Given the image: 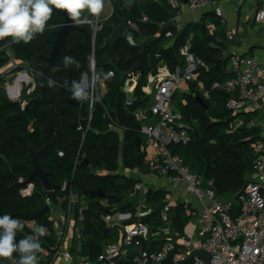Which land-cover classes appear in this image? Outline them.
<instances>
[{
  "label": "trees",
  "instance_id": "16d2710c",
  "mask_svg": "<svg viewBox=\"0 0 264 264\" xmlns=\"http://www.w3.org/2000/svg\"><path fill=\"white\" fill-rule=\"evenodd\" d=\"M108 1L112 13L103 20L95 37V73L104 78L112 71L113 77L104 79V93L94 104L89 122V102L69 101L72 98L71 81L81 80L88 72V56L92 53V47L81 32H70L65 38L67 53L61 50L52 66L41 57L50 55L55 38L53 31L63 23V18L55 11L48 22L53 27H46L32 41L0 40V73L12 59L20 65L16 71L23 69L21 65L31 68L28 72L33 81L26 87L31 91L27 93L25 89L24 101L22 96L21 101H15L6 96L2 87L4 80L0 77V214L10 213L20 218L24 228L17 239L29 234L40 239L39 264H48L51 260L57 238L49 217L53 206L67 210L70 190L74 202H85L81 212V206L73 210V223L80 232L79 238L76 233L74 235L80 242L78 250L73 246L70 248L73 256L86 257L98 264L96 261L103 245L117 241L116 229L106 228L102 217L114 211L133 214L136 210L137 199L130 198L129 194L137 179L133 175L120 174L119 170L144 169V154L139 145L143 142L139 133L141 123L136 120L135 113L148 107L151 99L144 95L142 87L146 85L148 75L156 72L159 61L171 70L182 64L179 48L187 39L190 38V51L202 64L196 79L186 83L188 90L176 92L173 101L188 125L192 139L187 145L171 147V152L180 156L203 181H211L217 196L222 198L244 186L253 157L252 145L260 138V127L249 126L242 111L226 109L225 103L232 94L212 89L214 82L222 84L233 76L226 72L228 58L223 56V42L217 41L216 34H210L207 27L208 22L220 24L213 11L203 15L199 22H190L175 30L170 20L176 10L168 0ZM118 17L130 21L134 28L129 27L120 40L104 46L103 40L111 32L109 24L117 23ZM82 25L90 31L89 25ZM168 30L173 34L170 38L165 36ZM127 34L135 45L127 41ZM139 53H143V63L136 70ZM66 54L75 57L79 67L64 66ZM132 74L138 75L137 84L131 102L126 103L128 97L122 88L125 78ZM50 77L55 81L52 86L48 85ZM199 82L209 92L208 98L199 90ZM196 95L203 100L206 110ZM240 117L244 118V124L231 129L230 123ZM113 124L119 127L118 131L112 128ZM30 125L32 130L29 131ZM30 146L37 150V162L50 182L57 187L66 184V189L47 192L37 178L29 179L32 170ZM83 157L89 162L88 166L79 165ZM29 183L34 185L33 193L24 197L20 190ZM96 190H101L103 196L90 194ZM165 195L164 190L149 189L145 200L151 213L142 218V222L147 225L150 235L147 240L139 239L138 244L132 245L117 264H136L134 257L140 250L158 251L162 247L164 239L153 234L163 225L161 212L166 203ZM46 199L50 205L46 204ZM184 207L183 203H178L168 212V226L174 240L183 234L188 220ZM39 225L46 229L43 235L35 231ZM44 251L49 254L44 255ZM3 264H17V259L3 258Z\"/></svg>",
  "mask_w": 264,
  "mask_h": 264
},
{
  "label": "built area",
  "instance_id": "2783aa9c",
  "mask_svg": "<svg viewBox=\"0 0 264 264\" xmlns=\"http://www.w3.org/2000/svg\"><path fill=\"white\" fill-rule=\"evenodd\" d=\"M168 2L176 10L175 16L170 20L172 27L180 30L184 25L180 20L183 14H191L196 10L211 7L219 17L222 16L219 3L234 2L241 6L245 0H187L186 3L168 0ZM253 18L257 25L264 26V0L262 7L255 10ZM102 22L103 20L97 16L91 17L89 23H86L90 27L93 42L102 28ZM127 25L128 28H134L130 21H127ZM161 25H164V22H161ZM233 34L231 30L226 31V39H232ZM172 35L171 30L165 33L169 38ZM126 39L131 45H135L129 34ZM190 47L189 38L179 48L182 64L173 70L159 61L156 72L148 75L147 83L142 87L144 95L150 97L153 104L148 109L135 113L136 120L141 123L139 133L143 138V142L139 143L140 152L146 155L147 150L150 149L153 154L145 159L146 174L140 168L133 170L123 168L126 175H136L137 181L129 194L130 198L137 199L136 210L133 214L117 211L102 217L106 227L120 228L123 233L116 242L103 245L96 261L98 264H117V260L125 256L132 245L138 244L139 239H148L149 229L142 222V218L151 213V208L146 205L145 200V195L149 191L146 185L147 177H160L173 189L183 187L198 202V208L187 209V215L196 221L197 228L195 237L191 241L185 233L176 234V241L173 239V233L168 226V212L175 203V195H166V203L161 212L163 225L153 234L164 239L163 245L158 251L140 250L134 257L136 264H205L202 259L191 256L194 249H204L209 254V264H264V102L260 107L262 114V122L259 125L260 138L252 145L253 157L245 184L227 198H220L214 191L211 181H203L200 175L192 172L183 163L180 156L170 150L173 146L187 145L192 139L181 112L172 111L170 108L173 95L182 89L183 84L196 79L198 68L202 64L190 51ZM228 61L233 77L222 84L214 82L212 89H222L232 94L225 103L227 110L243 111L248 104L264 96V67L261 66L260 58L256 54L242 55L231 51L228 54ZM87 67L88 72L82 75L80 81L90 92L89 97L84 99L89 102V122L93 106L99 102V95L103 94L104 79L113 77V72H108L104 78L96 74L93 53L88 56ZM137 79L138 75L132 74L124 80L122 89L128 97L126 103L131 102L130 97L136 87ZM237 119L233 122L234 128L230 126L231 129L244 124L242 119ZM248 125L254 126L251 121ZM112 128L119 130L114 124ZM66 188L64 184L63 190ZM33 189L34 185L29 183L20 190V194L24 197L29 196L33 193ZM67 197L69 206L66 210V220L63 221L64 229L59 232L57 244L48 264H53L59 257L68 261L71 248L68 247L70 233L73 234L72 236L76 233L78 238L80 237L79 228L73 223V209L70 207L73 198L71 190L68 191ZM46 204L50 205L49 199H46ZM52 213L53 211L49 219L55 230L58 222ZM177 244L181 245V248H177Z\"/></svg>",
  "mask_w": 264,
  "mask_h": 264
},
{
  "label": "clouds",
  "instance_id": "9594fccd",
  "mask_svg": "<svg viewBox=\"0 0 264 264\" xmlns=\"http://www.w3.org/2000/svg\"><path fill=\"white\" fill-rule=\"evenodd\" d=\"M103 8L104 0H0V40L10 38L13 43L32 41L46 27H53L48 22L57 9L63 10L74 23L86 24L90 17L99 16ZM63 64L79 67V61L71 54L64 55ZM54 84L50 77L48 85ZM70 94L73 99L82 101L89 97L90 92L82 81L73 80ZM23 228L20 218L10 213L0 214V264H3V258L17 259V264H39L40 239L32 234L17 239ZM35 231L43 235L46 229L39 225Z\"/></svg>",
  "mask_w": 264,
  "mask_h": 264
},
{
  "label": "crops",
  "instance_id": "0c3cea01",
  "mask_svg": "<svg viewBox=\"0 0 264 264\" xmlns=\"http://www.w3.org/2000/svg\"><path fill=\"white\" fill-rule=\"evenodd\" d=\"M106 1L109 3L108 0ZM107 4H105V7ZM219 6L222 8V16H219V17L217 16L220 20V24L216 26L214 23L208 22L207 27L209 29L210 34H216L217 41L223 42L224 44L223 56L228 58V54L231 51L237 52L242 55L256 54L260 58L261 66L264 67V26L257 25L253 18V14L255 10H258L262 7V0H245L243 5L241 6L237 5L234 2H231V3L222 2V3H219ZM211 11H212L211 7L199 9L191 14H183L180 20L184 24H187L190 22H199L202 19L203 15L210 13ZM228 30L233 31L234 33L233 38L230 40L226 39V31ZM226 72L233 75V71L231 69V65L229 61L226 67ZM198 88L203 93V96L205 98L209 97V92L203 89V85L200 82L198 83ZM187 90H188V86L185 83L183 84L180 92L181 93L186 92ZM103 93H104V90H103ZM181 102L182 104L185 103L183 99L181 100ZM263 102H264V96L259 98L257 101L248 104L245 107V109L242 111L244 114L243 117L246 116V118L248 119L247 124L249 121H251L254 124V126L252 127H259V125L262 122V114L260 111V107ZM146 108L148 109L149 107H146ZM170 108L172 111L180 112L177 109V106L175 102L173 101V99L171 101ZM238 119H242L243 121H245L244 118H241V117ZM152 154L153 152L150 149H148L146 152V155H144V163H145L144 169L143 171L140 169L144 174L147 173V165H146L145 159L150 158ZM247 175H248V172L246 173V178H247ZM155 183L160 184V185L156 186ZM146 185L151 190H164L166 191V195L168 194L175 195L174 205L178 203H184V202L187 203V204H183L185 206L184 213L188 218L185 224L183 233L187 234V237L191 241L195 237L197 224L194 219L190 218L187 215V209L189 207L198 208L199 206L198 202L191 196H188L189 194L185 191L183 187H178V188L173 189L172 187L169 186L167 182H165L164 179L160 177H152V178L148 177V179H146ZM172 206L170 207V209L172 208ZM52 211H53L52 213L53 216L55 215L54 218L56 217V214H60V217H62L63 209L59 205L53 206ZM104 226L106 227L105 224ZM61 229H62V226L61 227L57 226L55 228L57 239H58V235ZM108 229H111V228H108ZM113 229H116L117 231L116 235H118V238H120L123 233L122 229L120 228H113ZM72 235L73 234L70 233V242H69L68 247H72V246L77 247V250H78L79 242L78 240L75 239V236H72ZM176 247L181 248V245L177 244ZM69 253H70V259L68 261H65L64 259L59 257L56 261L53 262V264H79L77 262L78 259L80 261H85V259H87L86 257L73 256L71 251ZM48 254H49L48 251H44V255L47 256ZM80 264H83V263H80Z\"/></svg>",
  "mask_w": 264,
  "mask_h": 264
},
{
  "label": "water",
  "instance_id": "95a60500",
  "mask_svg": "<svg viewBox=\"0 0 264 264\" xmlns=\"http://www.w3.org/2000/svg\"><path fill=\"white\" fill-rule=\"evenodd\" d=\"M186 1L187 0H183L184 3H186ZM62 11L63 10H59V9L55 10V12L63 18V23L61 24L59 29L53 31V35L55 38L53 40V44H52V47L50 49V55L48 57L42 56L41 58L45 62H47L49 66H52L54 63L56 55L61 50L64 51L65 53H67V50L65 48V38L70 34L71 31L77 30V31L82 33L86 43L89 44L91 47H93L92 53H93V58L95 60V56H94V43L95 42H93V40H92L91 31H89L82 24L74 23ZM109 27L111 29V32L107 37L104 38V40H103L104 46H106L108 44L115 43L116 41L120 40L125 35V32L128 28L127 20L125 18L118 17V22L109 24ZM137 60H138V63L135 66V69L139 70L142 66V63H143V53H139V55L137 56ZM25 95H26V90H25V88H23V90H22L23 101L25 99ZM195 97H196L197 101L199 102V104L203 105L204 109L206 110L207 107L205 106L203 100L198 95H196ZM69 101L71 103H74L77 100L71 98ZM30 130H32L31 125L29 126V131ZM36 154H37V150L33 149L30 146L29 157H30L31 164H32V170L29 174V179L37 178L41 182L44 191L49 192V191H53L56 189L59 190L60 187H57L50 182L47 173L38 164ZM79 165L80 166L81 165L88 166L89 162L87 161V159L85 157H83L81 159V161H79ZM90 194L96 195V196H103V192L101 190L91 191ZM191 256H196V257L202 259L205 264H209V254L204 249L192 250Z\"/></svg>",
  "mask_w": 264,
  "mask_h": 264
},
{
  "label": "rangeland",
  "instance_id": "374dc122",
  "mask_svg": "<svg viewBox=\"0 0 264 264\" xmlns=\"http://www.w3.org/2000/svg\"><path fill=\"white\" fill-rule=\"evenodd\" d=\"M106 0H104V8H103V11L102 13L99 15V17L102 19V20H105L107 19L109 16H110V13L112 11V8H111V5L110 3H108ZM105 4L106 7H105ZM12 59H10L8 65L4 68L3 71H1L0 73V77L3 78L4 80V83H3V89L6 93V96L8 97V99L10 100H15V101H21V96H22V90L23 88L26 89V87L28 85H31L32 84V78L29 74L28 71H31L29 69H31L30 67L26 66V65H21L23 67L22 70L20 71H16V68H18L20 65H16V62L15 61H11ZM25 76L26 78H22L21 76ZM183 86V85H182ZM27 90V89H26ZM31 89H28L27 90V93L30 92ZM153 104V102L151 101L149 104H148V107H150L151 105ZM24 106V104H22ZM237 120H241V119H237ZM234 122V121H233ZM231 122L230 126H232V128H234L235 124ZM231 128V127H230ZM118 131V130H116ZM119 173L120 174H123V175H126V173H124V169L121 168L119 170ZM134 177H136V175H134ZM148 179V177L146 178ZM148 185V184H147ZM156 186L160 185V184H157L155 183ZM164 186V185H163ZM60 189L63 190V187H60ZM231 194L223 197V198H227L228 196H230ZM188 196H191L190 194ZM192 197V196H191ZM75 199L72 198V202L70 204V207L71 209L75 210V207L76 206H81L79 208V211L81 212L82 211V205L85 203L84 200H79L78 203H76V201L74 202ZM69 206V205H68ZM150 208V207H149ZM117 211H114V213H116ZM74 213V212H73ZM110 214H113V212H111ZM117 215V214H116ZM148 214H146L144 217H146ZM56 217H57V222H58V227H61L62 226V229H64V224H63V221L66 220V210H63L62 212V217H60V214H56ZM104 217V216H103ZM62 231V230H61ZM79 241V240H78ZM80 243V242H79ZM78 243V244H79ZM80 245V244H79ZM79 248V246H78ZM77 249V247H76ZM77 259V258H76ZM79 264L80 263H83V264H92V262L88 261L87 259H85V261H80L78 259L77 261Z\"/></svg>",
  "mask_w": 264,
  "mask_h": 264
},
{
  "label": "bare ground",
  "instance_id": "6f19581e",
  "mask_svg": "<svg viewBox=\"0 0 264 264\" xmlns=\"http://www.w3.org/2000/svg\"><path fill=\"white\" fill-rule=\"evenodd\" d=\"M22 78H26L24 75L23 76H21Z\"/></svg>",
  "mask_w": 264,
  "mask_h": 264
}]
</instances>
